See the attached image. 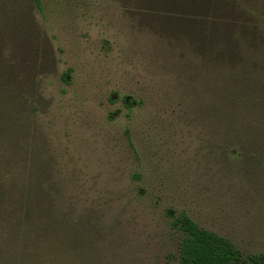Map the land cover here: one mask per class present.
<instances>
[{
    "label": "rangeland",
    "instance_id": "rangeland-1",
    "mask_svg": "<svg viewBox=\"0 0 264 264\" xmlns=\"http://www.w3.org/2000/svg\"><path fill=\"white\" fill-rule=\"evenodd\" d=\"M42 6V13L32 11L55 58L45 82L52 156L62 173L80 171L68 195L80 193L98 213L76 255L52 220L24 253H8L9 213L10 222L0 221V264H177L181 235L170 210L185 211L243 254L264 253V173L223 160L217 148L237 126L264 137L261 78L254 75L252 90H242L233 107L222 105L214 119L205 109L215 98L180 85L153 37L122 18L118 0ZM126 97L135 101L131 111Z\"/></svg>",
    "mask_w": 264,
    "mask_h": 264
},
{
    "label": "trees",
    "instance_id": "trees-1",
    "mask_svg": "<svg viewBox=\"0 0 264 264\" xmlns=\"http://www.w3.org/2000/svg\"><path fill=\"white\" fill-rule=\"evenodd\" d=\"M118 1L122 18L135 32L153 37L157 54L178 74L180 85L215 98L205 109L210 117L218 119L222 105L233 107L242 90H252L254 75L264 86V0ZM32 8L42 13V0H0V221L11 216L5 246L21 255L43 224L53 223L72 242L73 253L82 252L98 211L85 205L80 193L68 195L71 178L75 189L80 171L73 167V177L62 173L61 161L52 156L45 82L54 73L55 58ZM123 103L131 111L135 101L126 97ZM228 140L217 147L223 160L251 163L264 173L260 132L237 126ZM167 214L181 235L177 264H264V253L243 254L185 211Z\"/></svg>",
    "mask_w": 264,
    "mask_h": 264
}]
</instances>
